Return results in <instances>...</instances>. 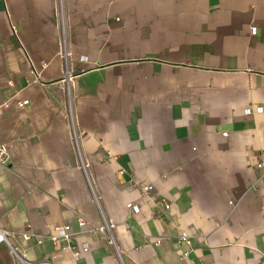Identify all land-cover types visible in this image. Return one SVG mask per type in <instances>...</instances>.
Wrapping results in <instances>:
<instances>
[{"label":"crops","instance_id":"0c3cea01","mask_svg":"<svg viewBox=\"0 0 264 264\" xmlns=\"http://www.w3.org/2000/svg\"><path fill=\"white\" fill-rule=\"evenodd\" d=\"M65 6L67 61L54 0H0V264H264V0Z\"/></svg>","mask_w":264,"mask_h":264},{"label":"built area","instance_id":"2783aa9c","mask_svg":"<svg viewBox=\"0 0 264 264\" xmlns=\"http://www.w3.org/2000/svg\"><path fill=\"white\" fill-rule=\"evenodd\" d=\"M53 9H54V12L56 15L57 26L59 29L60 40H61V49L58 51V55L61 59H63L64 61H67V59L71 57V51L67 47V37H68V28L67 27H68V25H67V11H66V6H65V0H54ZM255 31H256L255 26H252L251 32L255 33ZM34 79L37 80V75ZM71 79H72V75L70 74V72L67 68L65 76L62 78V82L66 83V89L67 90L69 89V84H70L69 81ZM8 102H9V100L5 101L1 105H6ZM27 103H28V99H18L16 101V104L19 107H24ZM260 110H261V107H257L255 110L247 108L246 113H250L252 111L253 112L254 111H260ZM7 159H8V144L1 143L0 144V162H6ZM82 166L85 169L86 163L83 162ZM257 166L261 167L262 162H258ZM142 188H143V190H147L148 188H150V186L144 185V186H142ZM165 206H168V205L165 204ZM132 207L134 208L135 211H137L138 206L136 204H132ZM78 222L80 224H83L85 222V219L83 217L79 216ZM112 227H113V222L110 219H108L105 221V223L103 225L99 226L98 229L104 230L106 232L107 242L109 244L115 245ZM54 228H55L56 233L51 235V238L53 241H55L57 239V237H59V236L65 238V239H69L71 237L72 230H71L70 224H68V223L56 224L54 226ZM8 234H9V232L0 226V245L4 242H7L9 244ZM182 237L183 238L186 237L185 233H183V232H182ZM9 247L13 253H17L16 247L12 246L11 244H9ZM86 248H87V246L83 245V249H86ZM74 254H76V253H74ZM34 264H53V263L49 259L43 258V259H40L39 261L35 262Z\"/></svg>","mask_w":264,"mask_h":264}]
</instances>
